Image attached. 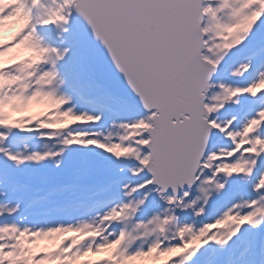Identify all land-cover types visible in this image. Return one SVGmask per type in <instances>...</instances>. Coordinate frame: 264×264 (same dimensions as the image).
Listing matches in <instances>:
<instances>
[{
  "label": "snow or ice",
  "instance_id": "6c2138e0",
  "mask_svg": "<svg viewBox=\"0 0 264 264\" xmlns=\"http://www.w3.org/2000/svg\"><path fill=\"white\" fill-rule=\"evenodd\" d=\"M10 23L0 264H264V0H0Z\"/></svg>",
  "mask_w": 264,
  "mask_h": 264
},
{
  "label": "bare ground",
  "instance_id": "6f19581e",
  "mask_svg": "<svg viewBox=\"0 0 264 264\" xmlns=\"http://www.w3.org/2000/svg\"><path fill=\"white\" fill-rule=\"evenodd\" d=\"M12 28L16 30L17 28H19V25L10 23L8 26L5 27V29L2 32H0V39L8 38L9 37V33L11 32ZM12 40L13 39H11V41ZM2 43H4V42H2ZM29 114H31V113H29Z\"/></svg>",
  "mask_w": 264,
  "mask_h": 264
},
{
  "label": "rangeland",
  "instance_id": "374dc122",
  "mask_svg": "<svg viewBox=\"0 0 264 264\" xmlns=\"http://www.w3.org/2000/svg\"><path fill=\"white\" fill-rule=\"evenodd\" d=\"M16 32H17V30L12 29L11 32L9 33V37H8V38H12V37L15 35ZM11 42H12V41H11ZM9 43H10V42H9ZM26 114H28V113L17 114V115H26ZM92 259H95V258H92Z\"/></svg>",
  "mask_w": 264,
  "mask_h": 264
}]
</instances>
